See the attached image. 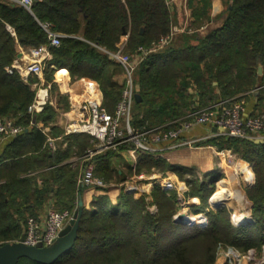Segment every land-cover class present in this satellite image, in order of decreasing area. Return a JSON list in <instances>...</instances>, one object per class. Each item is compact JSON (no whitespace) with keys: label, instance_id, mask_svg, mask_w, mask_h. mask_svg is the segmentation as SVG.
<instances>
[{"label":"trees","instance_id":"obj_1","mask_svg":"<svg viewBox=\"0 0 264 264\" xmlns=\"http://www.w3.org/2000/svg\"><path fill=\"white\" fill-rule=\"evenodd\" d=\"M194 1L188 0L193 27L211 19V0H199L201 6ZM224 3L219 27L205 35L179 33L169 45L140 62L134 73L138 90L132 104V127L154 128L214 102L239 100L254 91L259 92L254 93V115L264 113V0ZM172 14L165 0H33L30 9L19 1L0 0V119L15 118L23 127L0 145V245L20 238L28 218L39 217L44 205L74 213L86 186L79 184L85 161L73 158H82L94 145L89 134L76 133L64 135L56 148L49 146V133L39 124L50 126L58 112L49 103L40 113L28 112L36 97L31 85L41 80L32 76L25 82L17 70L8 71L19 49L47 45L52 59L44 71L46 84L54 81L59 70L67 71L73 81L89 77L103 93L102 106L114 112L125 85L115 78L122 67L108 52L117 50L124 33H128V53L140 46L150 47L171 31ZM201 15L203 20L198 22ZM43 24H50L61 35L59 46L51 45ZM51 84L54 90L55 84ZM68 98L62 94L60 104L66 106ZM51 135L58 137L63 131L55 127ZM198 145L231 149L251 167L255 179L246 188L251 223L236 225L232 210L209 204L215 181L221 178L216 171H209L201 182L187 179L193 167L168 163L147 151L137 153L136 163L115 164L114 160H124L123 151L133 147L129 143L95 156V174L111 187L120 186L132 173L168 169L189 185L186 198H196L190 210L193 215L206 213L207 226L175 221L177 195L167 193L159 181L155 180L150 193L156 211L149 209L145 195L137 198L120 186L114 203L110 187L101 188L103 192L93 196L90 206H84L74 247L52 264H215L220 243L261 254L264 138L213 137ZM122 165L128 174L118 168ZM18 264L42 263L23 257Z\"/></svg>","mask_w":264,"mask_h":264},{"label":"built area","instance_id":"obj_2","mask_svg":"<svg viewBox=\"0 0 264 264\" xmlns=\"http://www.w3.org/2000/svg\"><path fill=\"white\" fill-rule=\"evenodd\" d=\"M17 1L28 9L33 4V0ZM175 1L165 0L169 7ZM43 28L48 34L51 45L59 46L61 43V35L55 32L50 24H43ZM196 31L198 29L192 26L174 24L166 36L148 48L140 46L136 52L130 54L124 47L119 46L116 51L108 52L112 60L120 63L125 76V86L121 100L118 102L114 112H110L106 107L102 106L99 95L90 93L91 96H87V98L82 97L79 102L77 116L67 123L65 128L66 135L85 133L89 134L94 142L93 147L84 156L86 158L85 167L79 179V183L82 186L96 189L110 187L103 178L95 174L93 158L98 154L110 150H119L122 146L129 143L133 144V147L128 149V157L131 159V163H136L138 161L137 153L139 151L152 152L157 157L166 158L168 153L186 147L197 148L199 147V142H204L213 137H236L242 139L264 138V113L246 116V104L243 97H240L241 99L239 100L230 98L214 102L209 106L195 110L186 117L175 119L147 130H139L132 127V104L135 89L137 88L134 73L138 65L149 53L169 45L177 34L182 32L193 33ZM23 50H21L22 56L14 61L13 65L8 68V71L13 72L17 70L25 82L31 76H37L41 80V83L35 82L32 84L36 88V97L28 107L30 114L40 113L49 102V88L44 86L42 77L47 62L52 59V54L47 45ZM52 67L54 66L52 65ZM85 85H88V83H85ZM16 120L15 118L0 119V135L12 137L19 134L23 127L16 123ZM39 127L44 126H40L39 124ZM197 127L206 128L207 133L203 136L190 135L189 132ZM214 128L216 129L214 130ZM44 132H48L46 127H44ZM61 138L47 134V143L49 146L56 148L57 141ZM208 147L212 148L218 156L224 158L227 164H234L237 154L231 149H220L216 145H208ZM239 164L247 165L251 169L247 163L240 161ZM239 175L244 178L245 183H249L253 174L250 172L248 174L239 173ZM138 176L139 178H143L146 175L142 173ZM173 185L174 182L170 180L163 182V187L165 188H171ZM187 189L186 185L185 188L180 189L181 206L187 203L186 200L182 199L183 193ZM72 217V212L68 210L58 211L54 205H49L44 217L28 218L24 233L21 237L24 238V243L28 245L42 244L49 246L59 237L60 232L69 224ZM175 218V221H177L179 216L175 215ZM192 219L194 221L195 218ZM196 220H198L201 227H206L208 224L203 214L201 218ZM20 238L14 241H19ZM221 255H224L227 260L230 257V263L233 262L232 260H235L241 264L242 258H246L247 264L264 263L262 259H256L254 249L248 250L247 255H244L240 251L230 248L227 252L222 251ZM252 261L256 262L252 263Z\"/></svg>","mask_w":264,"mask_h":264},{"label":"rangeland","instance_id":"obj_3","mask_svg":"<svg viewBox=\"0 0 264 264\" xmlns=\"http://www.w3.org/2000/svg\"><path fill=\"white\" fill-rule=\"evenodd\" d=\"M44 74H45V72L43 73V77H42L43 79H44ZM32 88L36 89L35 87H32ZM60 91H61V89H60ZM254 93H259V92L258 91H254ZM254 93L250 94V96L254 97ZM50 99H53V95H52V93L50 92V89H49V100ZM50 134H51V132H50ZM128 149L123 151V153H124V155L126 157L129 156V154L127 153ZM84 156L82 158H73V161L81 160L84 163V161L86 159V158H84ZM164 159H166L167 160L166 162H168V163L170 162V163H173V164H178V165H181V166H185L187 168L193 167V172L192 173H187L188 174L187 175V179L192 177L191 179L198 180V182H201L202 179L204 181L205 180L204 176L206 174H208L209 171H213V172L216 171V173H218L221 176V178L218 179L217 181H215L214 191H213L212 195L215 194V192L218 190V187L222 185L221 181H224V180L228 181V182L231 181L233 185H234L235 181L237 183H239V185H240V187H241V189L243 190V193H244V194H242L243 199H241L240 202L234 203L232 199H224L222 197H217V199L220 198V200H224L223 201V206H226L230 210H232V215H231L232 216V221L235 222V220H236L237 222H235V223H239L238 219L240 220V219L244 218V220L248 219V221H246V224L250 223L249 222V218L251 217L250 219L252 220V214L250 212L251 203H250V201H249V199L247 197L246 188L248 187V185H250L252 182H254L255 178L252 175V178H251V180L249 182L250 184H249V183H245L244 178L241 175L237 174V169H238V167L240 165L239 162L241 161V159L238 156L234 160V164L231 165V167H233V169L232 168L228 169V174H227V169L225 168L226 165H225L224 162L221 165L223 167H219V166L216 167L218 165L217 163H220V160H222V159L212 149L207 148V147L203 148V149L188 148V147L182 148V149L176 150L174 152L168 153L166 155V158H164ZM128 160H130V161H128ZM211 160H214V162L216 163V166L213 167V168L207 169L209 167V166H207V164L211 163ZM114 162H115V164L118 165L120 162H130L131 163L132 161H131L130 158H124V160H122V161L114 160ZM227 165H229V164H227ZM118 168H120L124 174H128L127 171H126V168L124 167V165H122V167L118 166ZM251 172H252V169H251ZM143 174L146 175L143 178H139L138 174H135V173H132V174L128 175L127 180L124 183H122L120 186H122L125 189H128L127 192L133 193L134 196L137 197V198L140 197L141 195H145V197L147 199V203H149V205H148L149 209L151 211H156L157 207L153 203V201H152L153 199H152V197H150V193H151V190L153 188L155 180L159 181L161 183V185H162V188L165 191H167V193L170 192L171 194L174 193L175 195H177V198H178L177 199V201H178L177 202L178 210H177L176 216L177 215L179 216V212H180V213H185V214H187L188 216H190L192 218H195L193 222H189V224H191V225H194V223H196V224H198L200 226L198 220H196V219L201 218L202 214L208 221L207 214L204 213V212H202V214L200 213V214H197V215H193V213L191 212L192 210H190V205H191V203L196 202V198L188 200L186 198L187 190L185 191V193H183V197H182V199L186 200L187 203H186V205L181 206V203H180V199H181L180 197L181 196H180L179 193H180V189L185 188V185L189 186L186 183V181H184L182 179H179V177L177 179L176 175L172 171H170L168 169H164V170L163 169L162 170L155 169V170H151L150 173H143ZM252 174H254V173L252 172ZM168 180L174 182L173 187H171V188L163 187V182L164 181H168ZM120 186L112 185L110 187V191H113L112 192V195H113L112 198H113V202L114 203L116 202V198H114L115 195H118L120 193ZM223 187L224 186L222 185L221 188H219V190L217 192L223 191V189H224ZM94 190L97 192L95 194H100V193L103 192V191H101L99 189H94ZM214 199H216V198H214ZM234 205H236V206H234ZM231 206L235 207V210ZM220 208H222V207H220ZM244 216H246V217H244ZM176 218L174 216V220ZM181 222H184V220H181ZM230 248L238 250V249H236L234 247H231V246H228V245L226 246L223 243L219 244L218 257L216 259L215 264H239V261H235V260H232L233 262L230 263V260H231L230 257H228V260H227L224 255H221L222 251L227 252ZM240 252L242 254H244V255H247L248 251L247 252L240 251ZM219 257H222L223 260L219 259ZM256 259L257 260L262 259L264 261V248H263V251L261 252V254H259V253L256 254ZM253 262H256V261H252V263ZM241 264H247L246 258L245 259L242 258Z\"/></svg>","mask_w":264,"mask_h":264},{"label":"crops","instance_id":"obj_4","mask_svg":"<svg viewBox=\"0 0 264 264\" xmlns=\"http://www.w3.org/2000/svg\"><path fill=\"white\" fill-rule=\"evenodd\" d=\"M17 1V0H14ZM195 5L197 6H201V2H199V0H195L194 1ZM209 15H210V20H203V16H199L200 20H198V22H202L199 23L198 25L194 26L198 29V31H196L197 33H199L200 35H205L207 34L210 30L219 27L222 22H223V16L221 15V13L224 11L225 8V3L224 0H211V5L209 7ZM170 9L172 10V15H173V23L174 24H178L180 26H192V21H193V17H192V8L188 6V0H176L173 5H171ZM195 28V29H196ZM128 40V33H124L122 35V37L120 38V41L117 43V47H126V43ZM22 48L19 49V52H21ZM25 51V50H23ZM32 77V76H31ZM118 82L120 83H124V73H123V69L122 71L119 73V75H117L115 77ZM44 86L48 87L50 89V92L53 95V99L49 100V104H51L52 106H54L57 109V116L55 118V120L51 123L50 126H44V124L40 123V126H44L46 127L48 133L50 134L51 130L55 127L60 128L63 131V135L58 136V137H63L65 134V128L67 123H69L73 118H75L77 116V110L79 109V102L82 99V97L87 98V96H91L90 93L96 94L100 96V99H102L103 93L100 89V87L98 86L97 82L89 77H81L78 80H71L70 76L68 75V72L64 71V70H59L56 71L54 73V81L47 83L46 81L43 79L42 80ZM51 83L55 84V89L53 90L51 88ZM85 83L88 85H85ZM34 84V83H33ZM46 84V85H45ZM32 87H35L34 85H31ZM61 89V91H60ZM36 90V89H34ZM138 90V87H137ZM62 94H66L68 95V102L66 103V106H64L62 103L60 104V96ZM55 96V97H54ZM245 104H246V111H245V115L246 116H251L254 115V113H256L255 111V103H256V98L250 95H246L243 97ZM59 104V105H58ZM44 127H40L43 131H44ZM190 135L192 136H203L205 135V133H207V129L202 127V128H196L193 131L189 132ZM79 134V133H78ZM85 134V133H82ZM51 135V134H50ZM8 139V136H1L0 135V145L6 140ZM62 139V138H61ZM61 139H59L58 141H60ZM66 143L63 144V146H65ZM210 148L208 147V145H199V149H203V148ZM212 149V148H210ZM122 157L123 158H127L124 153H122ZM117 158V157H115ZM129 158V157H128ZM222 160H220V163H217L218 165L216 166V163L214 162V160H211V163H208L207 166H209L207 169L209 168H213V167H223L221 166L223 164V162L225 163V168L227 169V174H228V169H233V167H231V165H227L225 162V159L221 157ZM217 169V168H216ZM207 171V170H206ZM38 182L40 183L41 180L38 179ZM80 184V183H79ZM151 184V183H150ZM94 189L96 188H89L86 187V190L83 194V200H84V204L86 207H89L92 197L95 195V193H97ZM113 191H110V197L112 198ZM118 195H115L114 198L117 199ZM213 196V195H212ZM211 196V197H212ZM211 197L209 198V204L212 206V200ZM113 200V198H112ZM233 206V205H232ZM231 206V207H232ZM236 206V205H234ZM213 207V206H212ZM235 210V207H232ZM47 207L44 205L42 211L39 214V217H44L45 212H46ZM234 224H238L235 223L233 221ZM219 259L223 260L222 257H219Z\"/></svg>","mask_w":264,"mask_h":264},{"label":"water","instance_id":"obj_5","mask_svg":"<svg viewBox=\"0 0 264 264\" xmlns=\"http://www.w3.org/2000/svg\"><path fill=\"white\" fill-rule=\"evenodd\" d=\"M22 52H19L17 57H21ZM258 72L262 73V68L259 67ZM138 97V96H137ZM139 98V97H138ZM216 128H214L215 130ZM84 200L82 195L78 198L77 207L74 210L73 217L69 224L60 232L59 237L54 240L49 246L42 244L28 245L24 243V238L21 237L19 241L7 242L0 245V264H18L19 260L23 257L29 258L34 262L42 264H52L64 254L70 252L75 245L78 237V228L80 218L84 209ZM212 206L218 209L223 206L222 200L212 202ZM185 222H193V219L185 213L179 214V219ZM246 221H240L238 225L246 224ZM249 222L252 220L249 218Z\"/></svg>","mask_w":264,"mask_h":264},{"label":"bare ground","instance_id":"obj_6","mask_svg":"<svg viewBox=\"0 0 264 264\" xmlns=\"http://www.w3.org/2000/svg\"><path fill=\"white\" fill-rule=\"evenodd\" d=\"M239 173H245V174L250 173L249 167L247 165H241L240 164L238 169H237V174H239ZM246 176H249V175H246ZM221 182H222V185L224 186L223 187L224 189L221 192H217L219 190V188H221L222 185L218 187V190L215 192V194H213L212 202L218 201L220 199V198L217 199V197H222L224 199H232L234 203H238L241 201V199H243L242 194H244V193H243V190L241 189L239 183H237L235 181L234 185H233L231 181L228 182V181L224 180ZM214 198H216V199H214ZM223 201L224 200H222V202ZM244 217H246V216H244ZM240 221H245V220H244V218L240 219V220L238 219V222H240Z\"/></svg>","mask_w":264,"mask_h":264}]
</instances>
